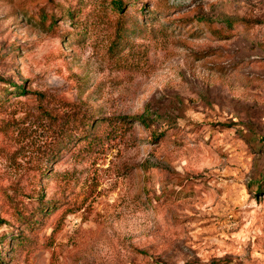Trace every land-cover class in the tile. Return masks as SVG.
<instances>
[{
    "label": "rangeland",
    "instance_id": "374dc122",
    "mask_svg": "<svg viewBox=\"0 0 264 264\" xmlns=\"http://www.w3.org/2000/svg\"><path fill=\"white\" fill-rule=\"evenodd\" d=\"M115 1L0 0V264H264V0Z\"/></svg>",
    "mask_w": 264,
    "mask_h": 264
},
{
    "label": "trees",
    "instance_id": "16d2710c",
    "mask_svg": "<svg viewBox=\"0 0 264 264\" xmlns=\"http://www.w3.org/2000/svg\"><path fill=\"white\" fill-rule=\"evenodd\" d=\"M126 4V2H122L121 0H117L114 2L115 7L118 9H122V7ZM6 97V94L4 95Z\"/></svg>",
    "mask_w": 264,
    "mask_h": 264
}]
</instances>
